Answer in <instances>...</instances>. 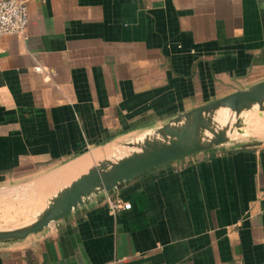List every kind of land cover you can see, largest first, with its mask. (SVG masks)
Masks as SVG:
<instances>
[{
    "label": "crops",
    "instance_id": "0c3cea01",
    "mask_svg": "<svg viewBox=\"0 0 264 264\" xmlns=\"http://www.w3.org/2000/svg\"><path fill=\"white\" fill-rule=\"evenodd\" d=\"M29 13L24 34L0 38L6 203L45 201L121 155L87 161L94 151L264 79V0H30ZM108 194L131 207L110 212ZM114 258L264 264V139L233 138L155 167L0 245V264Z\"/></svg>",
    "mask_w": 264,
    "mask_h": 264
},
{
    "label": "water",
    "instance_id": "95a60500",
    "mask_svg": "<svg viewBox=\"0 0 264 264\" xmlns=\"http://www.w3.org/2000/svg\"><path fill=\"white\" fill-rule=\"evenodd\" d=\"M256 107L264 110V79L179 112L144 135L127 141L126 145L130 146L127 152L97 160L59 188L34 219L0 227V245L22 241L44 230L94 195L109 191L146 171L231 142L235 129L243 130L247 122L244 113Z\"/></svg>",
    "mask_w": 264,
    "mask_h": 264
},
{
    "label": "built area",
    "instance_id": "2783aa9c",
    "mask_svg": "<svg viewBox=\"0 0 264 264\" xmlns=\"http://www.w3.org/2000/svg\"><path fill=\"white\" fill-rule=\"evenodd\" d=\"M30 0H0V38L6 34L25 33L30 20L29 13ZM34 68L37 71L45 72V68L40 63H36ZM107 205L112 213L122 209L130 208L131 201L115 198L111 194L107 195ZM102 264H128L122 258H114Z\"/></svg>",
    "mask_w": 264,
    "mask_h": 264
},
{
    "label": "rangeland",
    "instance_id": "374dc122",
    "mask_svg": "<svg viewBox=\"0 0 264 264\" xmlns=\"http://www.w3.org/2000/svg\"><path fill=\"white\" fill-rule=\"evenodd\" d=\"M250 112L254 113L259 120H262L264 122V110L259 109L258 107L246 111L244 114H249ZM229 113V110H228ZM247 118V115H246ZM247 120V119H246ZM251 123L246 122L245 126H243V130L235 129L234 133L236 132V135H233V138L236 139H245V138H261L264 139V136H257L253 135L250 131L251 129ZM250 131V132H249ZM233 133V134H234ZM125 148V151H128L130 149V146L125 145L123 146ZM49 195V194H48ZM47 194L44 195L45 201L43 200L38 205H35L33 202L31 204H27L28 206H25L24 203L20 202L18 204L12 203H6L4 200L0 199V227H10L19 225L25 222H28L32 219H34L33 214L37 212L44 203H46L47 198L49 197ZM19 210V211H18ZM16 214L20 215H28V216H15Z\"/></svg>",
    "mask_w": 264,
    "mask_h": 264
},
{
    "label": "bare ground",
    "instance_id": "6f19581e",
    "mask_svg": "<svg viewBox=\"0 0 264 264\" xmlns=\"http://www.w3.org/2000/svg\"><path fill=\"white\" fill-rule=\"evenodd\" d=\"M246 115H247V118H246L247 122H250L252 125L251 129H250L251 133L253 135H257V136H264V122L262 120H259L258 117L252 112H250L249 114H246ZM233 135L235 136L236 132ZM112 152H115L117 154H123L126 151H125V148H123L120 144H117L115 142H111L106 147L101 148L100 150H96V151H94L93 154L88 155L89 157L87 158V161H89L93 156H99V155H102L104 153L108 154V153H112ZM64 171H68V170H62V171L58 172L57 176L64 174ZM24 202H26L24 205L28 206L27 204L32 205L31 202H33L35 205H38L42 201H39V200H35V201H26L25 200L24 201L23 200L22 203H24ZM44 206H45V203L42 205V207H44Z\"/></svg>",
    "mask_w": 264,
    "mask_h": 264
}]
</instances>
